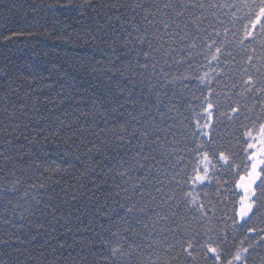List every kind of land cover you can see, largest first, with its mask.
Returning a JSON list of instances; mask_svg holds the SVG:
<instances>
[{"label":"trees","instance_id":"1","mask_svg":"<svg viewBox=\"0 0 264 264\" xmlns=\"http://www.w3.org/2000/svg\"><path fill=\"white\" fill-rule=\"evenodd\" d=\"M166 2L167 0H92L91 7L70 10L59 7L60 4L67 3V0H0V40L4 35L23 33L11 42H0V264H23L26 255L38 258L39 264H112L110 248L106 249L102 241L108 240L111 233L118 230L117 227H112L110 231H105V228L110 224H117L119 216H123V212L119 210V204L123 201L120 196L115 195L119 189L114 187L119 181L113 177L124 171L117 161L131 157V146L137 144V140L132 139L131 145H118L113 133L119 132L129 113L138 115L140 111H155L157 103L156 93L150 92V84L155 85L156 80H149L148 74H144L143 83L139 72L135 79L128 72L124 73L123 79L116 74L112 84H108V76L115 73V69L108 71L111 67L109 60L119 69L123 62H134L135 57V52L130 51L131 46H123L127 32L121 31V21L114 17L123 13L126 20L135 16L136 22L140 23L139 17L144 11L154 12L156 9L151 7L153 4L162 7ZM185 2L195 3L196 0ZM202 2L207 7L231 0ZM76 3L81 4L83 0H76ZM139 3H143L145 9L134 12L131 6ZM112 4H116L117 8L110 9ZM122 5L127 6V11ZM210 12L211 10L206 15L210 16ZM196 15H201V12L197 11ZM110 16L113 17L111 21L108 19ZM36 19H39L41 25L39 31H46V34L29 37L28 33L37 31L33 27ZM124 27L128 28V25L125 24ZM113 31L118 39L113 36ZM128 31L131 29L128 28ZM85 32L89 34L85 35ZM132 35L137 33L133 32ZM242 36L241 26L235 37L229 34V39L238 42ZM93 37H96L94 42ZM109 46L115 51H111ZM229 51H233L235 61L232 62L235 65L247 62L246 56L237 54L238 48ZM116 57H120V62H117ZM182 58L181 55L175 57L176 60ZM169 64H172L171 59ZM204 64L205 60L201 55L197 61L192 62L191 70L188 63L179 67L172 64L164 69L168 73L167 80L177 78V83L174 89H167V96L161 97L160 111H164L165 106L169 105L168 97L172 96L173 91L177 98L171 100V104L178 105L181 110L188 103L194 106L199 103L192 99L189 92H181L184 84L179 82V78L195 75L197 66ZM234 70L239 79V70ZM206 71L207 67H199L200 73ZM62 72H71L76 77L74 84L78 86L77 95H83L85 103L78 104L75 96L61 103L63 97L57 95L60 92L59 83L49 87L56 81L62 82ZM243 79L247 77L244 76ZM117 82L125 88L124 94H120L116 88ZM195 82L193 79L192 83ZM233 82L235 81L231 78L221 77L211 85L218 94L212 98L213 102L219 101L222 105L220 112H230V108L238 104L242 106L246 103L249 108L253 107L251 98L241 99L237 95L242 91L239 86L231 89ZM184 83L187 84L188 81L185 80ZM107 87H111L119 98V103L124 104L117 113H112V108L116 105L106 102L104 92ZM128 91H131L132 96L125 103ZM195 95H208L207 88L203 92L197 91ZM93 101L96 102L95 106ZM74 110V115L65 117V112L73 113ZM196 111L200 109L197 107ZM256 111H259L258 106ZM81 112H87L88 115L81 116ZM106 112L111 115H106ZM78 117L79 123L75 127L60 131L61 121L68 125ZM17 125L20 127L17 128ZM133 127L134 125H130L128 131L131 132ZM102 129L105 134L97 135ZM73 132L76 133L74 141L68 139ZM128 139L125 136V142ZM9 140L13 143H7ZM89 141L92 143H88ZM56 168L60 169L59 174L55 173ZM233 173L232 187L235 188L234 181L239 178L235 174V166ZM200 191L214 194V188L205 187ZM109 192L113 195L106 200ZM25 196L28 197L27 200L24 199ZM32 197H36L39 204H35ZM235 199L239 200L238 192ZM29 203L33 204V210L30 214H25L23 208ZM18 204L20 207H15ZM21 214L25 216L23 227L18 219ZM149 215L155 219L153 213ZM13 219L16 220L15 224L10 222ZM143 219L151 229V221L147 217ZM6 221L9 223H5ZM119 227L127 228V225L120 224ZM69 228L71 231H68ZM132 229L140 234L134 244L139 247L133 255H126L121 264H191L190 260L184 259L186 253L180 251L179 245L174 251H166V245L155 244L158 237H147L145 229L134 221ZM199 230L202 233L206 231L203 227ZM243 232H247L246 227ZM132 234V231L122 234L121 238L111 242V246H122L127 253L128 245L133 244ZM248 235L252 240L256 239L254 234ZM17 236L25 241L23 245L16 243ZM29 237L36 239L30 241L27 239ZM243 238V235L237 236V244ZM2 241L9 243L4 244ZM45 241H48L47 245ZM61 244L65 245L63 249L59 247ZM244 246L247 247V243ZM53 248L56 249L55 252L52 251ZM29 264H37V259L31 260ZM248 264H264V247L251 254Z\"/></svg>","mask_w":264,"mask_h":264},{"label":"snow or ice","instance_id":"2","mask_svg":"<svg viewBox=\"0 0 264 264\" xmlns=\"http://www.w3.org/2000/svg\"><path fill=\"white\" fill-rule=\"evenodd\" d=\"M91 6L92 0H83L81 4H77L76 0H67V3L59 5L60 8L70 10ZM121 7H125L127 11V6ZM131 7L134 12L145 9L143 3ZM151 7L156 10L144 11L139 17L140 23L136 22L135 16L126 20L123 13L114 17L121 21V31L127 32L123 46H131L130 51L135 52V57L134 62H123L119 69L109 60L111 67L108 71L115 69V73L108 76V84H112L116 74L123 79L124 73L128 72L135 79L139 72L141 83L144 74H148L149 80H156L155 85L150 84V92L156 93L157 103L155 111H140L138 115L129 113L119 132L113 133L118 145H131L132 139H136L137 144L131 146V157L117 161L118 166L124 168V171L113 177L119 181L114 187L119 189L115 195L120 196L123 201L119 204L123 216H119L117 212V224H110L105 231H110L112 227H117L118 230L112 232L110 238L102 241V244L106 249L110 248L112 264H121L126 255H133L139 247L134 246L140 235L132 229L134 221L145 229L147 237H158L155 244L166 245V251H174L179 245L180 251L186 253L184 259L190 260L191 264H248L251 254L264 247V0H231L207 7L202 0H196L195 3L167 0L162 7L159 4ZM116 8V4L110 6V9ZM218 9L228 11L217 12ZM209 10L210 16L206 15ZM197 11L201 15L197 16ZM136 14L139 15L138 12ZM220 16L223 18H218ZM108 19L111 21L113 17ZM125 24L131 31L124 27ZM241 26L243 36L238 42L230 40L229 34L235 37ZM33 27L37 31L28 33L29 37L46 34V31H39V19L33 21ZM133 32L137 35L133 36ZM21 35L22 32L4 35L0 42L8 43ZM113 36L119 38L115 31ZM95 38L93 37V42ZM109 48L115 51L111 46ZM237 48V54L247 57V62L239 66L232 62L235 61V56L233 51H229ZM176 55L183 58L176 60ZM201 55L205 64L197 66L196 74L179 78V82L184 84L181 92H189L192 99L199 103L195 106L188 103L181 110L178 105L171 104V100L177 98L173 91L172 96L168 97L169 105L165 106L164 111H160L161 97L167 96V89H174L177 83V78L167 80L168 73L164 69L172 64L179 67L188 63L191 70L192 62L197 61ZM170 59L172 64H169ZM116 60L120 62V57H116ZM199 67H207L208 71L200 73ZM234 69L239 70V79ZM61 75L62 82L56 81L49 85L52 88L59 83L60 92L57 95L63 97L61 103L73 96L78 104L85 103L83 95H77L78 86L74 84L76 77L71 72H62ZM244 76L247 79H243ZM221 77L233 79L235 82L231 83V89L239 86L242 91L237 95L241 99L251 98L253 107L249 108L246 103L242 106L238 104L231 107L230 112H220L222 105L219 101L213 102L212 98L218 94L211 85ZM193 79L196 81L194 84ZM185 80L188 81L187 84L184 83ZM116 88L120 94L126 91L119 82L116 83ZM204 88H207L208 95L197 97L195 93L203 92ZM104 95L107 103L116 105L112 108V113H117L124 107L111 87L106 88ZM131 96V91H128L125 103L131 100ZM95 103L93 101L94 106ZM257 106L259 111H256ZM197 107L200 111H196ZM75 111L65 112V117L74 115ZM87 115V112H81V116ZM106 115L111 113L106 112ZM77 123L79 117L68 125L61 121L60 131L65 128L70 130ZM130 125H134L131 132L128 131ZM16 127L19 128L20 125ZM104 134L102 129L97 135ZM125 136L129 137L127 142ZM75 137L76 133L73 132L68 139L74 141ZM7 143L11 144L13 141L9 140ZM234 166L235 174L239 176L234 181L235 188L232 187L231 178ZM54 171L56 174L60 173L59 168ZM139 173L143 175H138ZM205 187L214 188V194L200 191ZM237 192L238 201L235 199ZM112 195L109 192L105 199ZM24 199L27 200L28 197L25 196ZM31 199L39 204L36 197ZM32 210L33 204L29 203L23 208V213L30 214ZM149 213H153L155 219ZM144 217L151 221V229ZM18 219L23 227L25 216L21 214ZM10 222L15 224L16 220ZM120 224H126L127 228H120ZM202 227L206 229L203 233L199 230ZM245 227L246 233L243 232ZM128 231L133 233V244L128 245L127 253L122 246H111L113 240L121 238ZM248 234H254L256 239L252 240ZM239 235L244 238L237 244L236 238ZM27 239L34 241L36 238ZM2 243L8 244L9 241ZM16 243L23 245L25 241L17 236ZM245 243L247 247L244 246ZM47 244L48 241H45V245ZM59 247L63 249L65 245L61 244ZM52 251L55 252L56 249L53 248ZM33 259H37L39 264V259L31 255H26L23 264H29Z\"/></svg>","mask_w":264,"mask_h":264},{"label":"rangeland","instance_id":"3","mask_svg":"<svg viewBox=\"0 0 264 264\" xmlns=\"http://www.w3.org/2000/svg\"><path fill=\"white\" fill-rule=\"evenodd\" d=\"M239 193V192H238Z\"/></svg>","mask_w":264,"mask_h":264}]
</instances>
